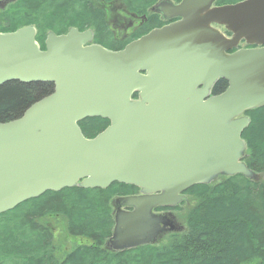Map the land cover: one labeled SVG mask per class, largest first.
Returning a JSON list of instances; mask_svg holds the SVG:
<instances>
[{"label":"water","instance_id":"obj_1","mask_svg":"<svg viewBox=\"0 0 264 264\" xmlns=\"http://www.w3.org/2000/svg\"><path fill=\"white\" fill-rule=\"evenodd\" d=\"M215 1L162 2L164 19L183 20L120 51L93 44L91 30L49 33L45 50L35 27L0 33V87L54 86L20 118L0 123V216L49 191L133 186L142 196L113 201L107 248L122 252L178 231L171 214L153 211L178 206L192 187L220 176L255 180L242 134L245 112L264 107V0L212 8ZM242 41L259 48L228 53ZM218 78L228 89L208 97ZM88 118L110 126L87 139L79 123Z\"/></svg>","mask_w":264,"mask_h":264},{"label":"trees","instance_id":"obj_2","mask_svg":"<svg viewBox=\"0 0 264 264\" xmlns=\"http://www.w3.org/2000/svg\"><path fill=\"white\" fill-rule=\"evenodd\" d=\"M159 1L12 0L0 9V33L35 27L37 42L45 50L49 33L60 36L71 28L91 30L94 44L120 51L155 27L151 9ZM239 1L218 0L217 4ZM145 18V24L128 28ZM223 84L227 88L226 81H219L215 95L225 91ZM53 91V84L3 85L0 123L20 118ZM245 116L250 124L242 134L247 146L243 162L256 180L242 175L222 177L187 190V202L172 208L178 212L186 207V230L172 235L166 244L108 250L106 244L115 227L112 202L135 194L138 188L120 183L107 189L73 187L46 192L0 216V264H264V107L247 111ZM109 126L110 121L102 118L79 123L87 139ZM68 238L75 243L67 249Z\"/></svg>","mask_w":264,"mask_h":264},{"label":"flooded vegetation","instance_id":"obj_3","mask_svg":"<svg viewBox=\"0 0 264 264\" xmlns=\"http://www.w3.org/2000/svg\"><path fill=\"white\" fill-rule=\"evenodd\" d=\"M11 0H8L7 1V4H4V7L5 6H7L8 5V3L10 2ZM183 0H180V1H177V2H175V1H172V3L174 4V5H179L181 2H182ZM217 2H215L214 4H213V6L212 7H221V6H227V5H229V4H221V5H219V4H216ZM4 7H2V8H4ZM162 8L161 7H159L158 9H152V11H153V15H154V22H153V25H155V27L153 28V29H158V28H161V27H163V26H166V25H169V24H172V23H178V22H180V21H182L183 20V18L182 17H174V18H170V19H163V17H162V15H161V13H159V10H161ZM147 20L146 19H142V21H140V20H137L136 22L137 23H130V25L128 26V28H131V29H133V28H135L136 26H141V24H145V22H146ZM157 25V26H156ZM215 26V28H218L221 32H223L226 36H230L229 34H228V32L225 30V28L224 27H222V26H219V25H214ZM153 29H151L150 31H152ZM149 31V32H150ZM148 32V33H149ZM242 48H244V49H246V48H253V49H255V48H257V47H246L245 46V44H242L241 46H240V48L239 49H242ZM222 80H226V79H223V78H218L217 79V81L213 84V86H212V88L210 89V93H209V96L208 97H214V96H217V95H215L214 94V91L216 90V85H217V83L219 82V81H222ZM227 82V81H226ZM228 83H227V88H228ZM203 88V87H202ZM221 88H222V90H224L225 89V91L227 90V88H225V84H223L222 86H221ZM225 91H223V92H221L220 94H222V93H224ZM219 94V95H220ZM135 194H133V195H128V196H140L141 195V192L140 191H135L134 192ZM129 211H131V209L129 210ZM156 213H159V214H166V213H170L169 211H160V212H156ZM183 231H184V229H183Z\"/></svg>","mask_w":264,"mask_h":264},{"label":"rangeland","instance_id":"obj_4","mask_svg":"<svg viewBox=\"0 0 264 264\" xmlns=\"http://www.w3.org/2000/svg\"><path fill=\"white\" fill-rule=\"evenodd\" d=\"M4 5V3L3 4H1V7ZM221 178H222V176H220V177H218L216 180H214L213 181V183H216V182H218V181H220L221 180ZM187 202V201H186ZM186 207H183V208H181L178 212L177 211H173V212H170V213H166V214H160V215H172L173 216V218L175 219V221L177 222L176 223V226H177V230L178 231H175L174 232V234H180V232H183V229L184 230H186V226H185V224H184V221H183V216H184V214H185V211H186V209H185ZM117 209V208H116ZM115 209V210H116ZM128 208H122V210H124V211H126ZM164 211H166V210H164ZM155 214H157V213H155ZM170 217V216H169ZM171 218V217H170ZM172 218V219H173ZM174 234H171V235H168V234H165L158 242H157V246H160V245H164V244H166L168 241H169V239L171 238V236L172 235H174ZM82 241V243H89L88 241H86V240H81ZM77 242H79V240L77 241ZM75 243V240H73V239H70V238H68V239H66V241H65V244H64V247L66 248L67 247V249L68 248H70V246H73V244Z\"/></svg>","mask_w":264,"mask_h":264}]
</instances>
